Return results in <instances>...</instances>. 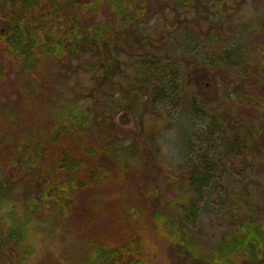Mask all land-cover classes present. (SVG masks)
<instances>
[{"label": "rangeland", "instance_id": "374dc122", "mask_svg": "<svg viewBox=\"0 0 264 264\" xmlns=\"http://www.w3.org/2000/svg\"><path fill=\"white\" fill-rule=\"evenodd\" d=\"M119 1L104 0L94 14L101 20L100 13L106 9L114 13V4L120 16L126 11L133 18L128 25L132 37H137V42L131 43L134 52L142 48L148 53L156 47L160 48L158 55L169 56V51L175 50L180 57L185 56L183 62L201 56V73L213 74L206 65L207 57L212 53L218 55V48L226 40L215 36L225 30L224 37L235 35L231 43L236 52L235 65H219V78L209 82L205 89L203 84L207 80L197 81L194 86L187 78H193L191 64L184 66L186 74L180 72L174 78L141 73L132 69L140 58L131 57L130 50L120 48L114 54L115 63L121 68L115 82L124 87V94L111 87L96 96L93 72L86 71L85 57L71 55L60 62L47 61L36 78L29 71L26 76L17 73L19 60L7 59L0 49V70L13 72L7 73L9 78L0 79V177L9 175L10 171L5 169L18 155L19 146L29 148V143L37 142L39 136L47 144L57 132L58 126L54 127L53 122H66V113L53 108L55 99L60 104L67 99L82 103L81 96L86 98L90 90L91 97L84 100L86 108H72L85 112L89 117L86 124L82 127L75 122L79 129L61 133L57 142L73 154L97 151L90 153L91 158L84 159L86 162L76 169L60 174L88 177L89 165H94L101 166L98 173L106 176L104 182L81 187L65 215H59L53 204L36 210L40 215L35 217L43 216L44 222L37 221L30 234L33 251L24 264H82L86 257L98 264L101 256L94 257L96 249L111 240L123 241L130 236L154 239L149 240L153 246L147 254L151 264H203L200 258L189 256L184 246L168 243L154 230L160 226L167 228L157 220H176L179 204L185 197L180 191L187 168L198 162L200 155L211 154L212 147L220 142L215 140L221 137L216 124L211 126L215 119L220 129H228L226 133L232 134L231 127L240 133L241 147L233 152L221 145L219 153L225 162L220 170L234 173H219L222 178H217V189L209 184L211 194L204 197L192 232L198 236L203 253H208L239 231L241 222L264 227V126L258 127L264 109V0H204L205 12L200 15L191 14L190 4L180 6V0H132L123 5ZM220 2H228L234 12L214 17ZM210 26L215 27V31L211 30L215 34L207 32ZM123 30L126 36L127 31ZM181 32L184 35L179 37ZM142 37L150 42L144 43ZM143 80L149 83L147 88L141 85ZM79 86L83 90L81 95ZM192 98L203 111L201 115L192 114ZM114 102L121 105L118 110L112 108ZM261 123L264 125V121ZM15 165L19 168H15L17 173L21 163ZM35 169L28 170V174H37ZM31 182L30 178L18 181L12 190L20 215L27 196L36 191ZM10 221L1 220L0 227L10 225ZM21 223L24 225L26 220ZM29 226L30 231L33 220ZM237 264H264V260H240Z\"/></svg>", "mask_w": 264, "mask_h": 264}, {"label": "trees", "instance_id": "16d2710c", "mask_svg": "<svg viewBox=\"0 0 264 264\" xmlns=\"http://www.w3.org/2000/svg\"><path fill=\"white\" fill-rule=\"evenodd\" d=\"M103 1L0 0V49L3 51L1 53L9 60H19L17 73L24 76L27 75V71L30 74H35V76L39 75V71L43 69L41 67L47 61L60 62L71 55H75L78 58L85 57L84 60L87 64L86 71L93 72L91 78L95 84L96 96L100 92L105 94L104 88L110 89L111 87H117L119 89L118 94L119 92L124 94V87L120 83L117 84L115 82L118 69L121 70V68L119 67L120 65L116 64L117 61L114 59V54L118 53L120 48L127 50V52L130 50L128 54L131 57L137 55L135 57L140 58L135 62L132 69L141 73L148 72V74H159V77L174 78L180 72L186 74L187 70L184 69V66L191 64L193 67L195 66V68L192 67L190 69V74H192L193 78H187L194 86L197 81L207 80L203 84L205 89L209 85V82L211 83L214 79L219 78L220 70H222L219 65L224 67L235 65L233 58L236 52L234 45L231 44L235 35L232 34L224 37L225 30H222L215 36L226 40L218 48L219 56H215L212 53L207 57L208 64L206 65L211 67L213 74H209L206 71L201 73L203 70L201 67L202 63L200 62L202 61L201 56H193V60L190 62L189 60L183 62L185 56L180 57L175 50L169 51V56L165 55L168 53L162 56L158 55L157 53H159L160 48L156 47H151L154 51H148V53L143 51L142 48L140 51L134 52L132 48L135 47L131 43L132 40L137 42V37H132L130 27L128 26L133 18L127 15L126 11L124 16H120L121 12L117 4H114V13L112 14L110 10L106 9L105 12L100 13L103 17L100 20L94 14V9H97L98 5H101ZM125 1L127 3L132 2V0H120L119 2L123 5ZM203 1L180 0L179 4L180 6L190 4L189 7L192 9L191 14L200 15L205 12L202 4ZM135 2L138 1L135 0ZM137 5L141 7V4ZM229 11L234 12V9L228 5V2H220L217 13L213 16L217 17L219 14H226ZM134 25H139V22ZM123 29L127 31L126 36H124ZM211 30L215 31V27L210 26L207 32L210 34ZM181 33L182 35L180 34L179 37L184 35L183 32ZM193 33L197 34L198 32L193 31ZM141 39L144 43L150 42L145 37ZM207 40V42H210L211 38ZM118 43H120L119 46ZM152 43L151 41L149 44L151 45ZM181 45L184 49L185 37L181 39ZM104 56H107V58L104 59ZM69 70L72 69L69 68ZM7 73L12 74V69L0 70V79L9 78ZM58 75L61 76V74ZM36 78L38 77L36 76ZM143 82L141 85L147 88L149 83L146 84L147 80H143ZM78 91L80 95L83 93L80 86L78 87ZM91 94L92 90H90L86 98H82L81 96L82 103L67 99L60 104L59 100L55 99L53 108L57 112L66 113L64 118L66 122L61 120L53 122L54 127L58 126L55 128L57 132L55 135L52 134V138L48 140L47 144L39 136L37 142L29 143V148H26L23 144L19 146L20 151L18 155L15 154L13 162L10 160V164L5 169L10 171L9 175L6 173L4 177L1 176L3 179L0 177V221L11 220L10 225L0 227V264H24L28 261L33 251L30 243V234L34 226L38 225V222L41 224L44 222L43 216L35 217L36 214L40 215L36 210H41L42 206L46 204H53L59 215H65L73 201L74 194L81 187L105 181V174L102 172L98 173L101 166L89 165L91 171L88 177L81 178L75 175L70 176V174L69 176L60 174L66 170L69 172L76 169L78 164L85 163V160L88 161L92 154L97 151L89 152L88 150H83L81 154H73L69 153L68 149L62 146L60 141L57 142V138L61 133H74L73 129H79L80 124H83L82 127H84L89 117L82 110H73L72 108L77 106L82 109L86 108L84 100L91 97ZM80 95H77L76 98L79 99ZM108 97L112 98V96ZM189 102L194 116L203 113L194 98ZM113 104V109L118 110L121 107L117 102ZM253 107H256V105L253 104ZM261 110V122H263L264 109ZM200 118L205 119V117L201 116ZM68 120L72 122L67 123ZM75 122L79 125L76 126ZM261 122L258 125L259 128L264 126ZM217 123L218 119H215L211 122V126L216 124L217 132L221 137L215 140L220 142L212 147L213 152L211 154L206 152L200 155L198 162L191 163L187 168V174L183 178V189L180 191L185 197L183 198V203L179 204L176 220H157V223L162 221L164 225L166 224L167 228L165 229L163 226L161 228L160 226L154 231L168 243L181 247L184 246L189 256L193 257V259L200 258L198 260L203 264H237L240 260L250 262L264 260V227L253 226L252 223L244 225L241 222L239 224V231L227 237L215 250H211L208 253H203L199 247L201 242L198 236L192 232L193 228L196 229L195 220H198L201 203L204 201L206 195L211 194L208 188L209 184H213L212 187L214 189H217L220 184L217 178H222L220 174L224 170L220 169L221 165H224L223 163L225 162V159L219 153L221 145L233 152L241 147L240 133L235 130L236 134L231 127L232 134H228L226 133L228 129H220V124ZM60 126H63L65 130ZM245 162L249 163L247 160ZM17 163H21V166L19 172L15 173V168L16 170L19 169L15 165ZM34 168H36L37 174L29 175L28 170ZM224 173H231L233 175L234 170H226ZM26 178L32 179L31 183L36 185V191L27 196L23 205L25 206L23 215H20L16 211L17 207L14 201L16 193L12 190L18 181ZM21 220H26V223L23 225ZM32 220L33 227L29 231V221ZM177 220L180 221L177 222ZM181 222L182 225H180ZM174 225L175 228H173ZM236 235L239 236L235 237ZM142 238H144V241ZM149 240L154 242V239L149 236L138 238L130 236L123 241L122 239L111 240L96 249L94 257H98L96 255L101 256V262L98 264H151V260L147 259L148 250L153 246L149 243ZM246 253L248 254L247 258L244 257ZM94 263L95 260H87V257L82 261V264Z\"/></svg>", "mask_w": 264, "mask_h": 264}]
</instances>
